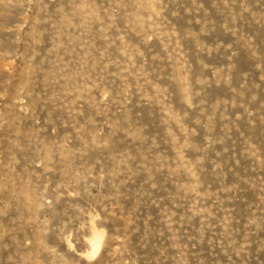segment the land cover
<instances>
[{"label": "rangeland", "instance_id": "obj_1", "mask_svg": "<svg viewBox=\"0 0 264 264\" xmlns=\"http://www.w3.org/2000/svg\"><path fill=\"white\" fill-rule=\"evenodd\" d=\"M118 2L133 0H0V227L14 229L0 258L14 239L20 254L36 250L31 212L13 195L30 181L37 193L44 183L91 193L61 188L56 202L50 190L53 207L39 213L53 229L45 245L72 264L104 241L93 226L87 246L78 233L67 251L56 229L75 231L77 206L106 209L102 226L127 237L137 264H264V230L248 237L249 257L224 254L229 228L239 242L254 210L264 221V171L249 152L264 154V0H160L155 27ZM77 4L99 16L74 15ZM46 158L51 171L37 167Z\"/></svg>", "mask_w": 264, "mask_h": 264}, {"label": "clouds", "instance_id": "obj_2", "mask_svg": "<svg viewBox=\"0 0 264 264\" xmlns=\"http://www.w3.org/2000/svg\"><path fill=\"white\" fill-rule=\"evenodd\" d=\"M131 7V10H129ZM117 9H124L126 16L131 18V21L139 22L141 25H151L153 27L161 25L163 18L159 15L163 12L164 7L161 5L160 0H133V3L129 6L122 2L116 4ZM251 9L248 7L244 8V12L251 13ZM89 12L94 13L93 17L99 16V13L84 4L75 5L73 14H79L81 18L88 14ZM113 19V17H109ZM121 39V37H118ZM169 44L171 43V35L168 36ZM173 51H176L174 48ZM177 59H179L177 57ZM107 67V65H105ZM127 71V69H124ZM249 152L251 154V160L254 161L256 169L264 171V154L257 153L251 147H249ZM14 159V158H13ZM50 159H45L39 161L37 167H44L45 171H51L47 167L50 164ZM10 167V166H9ZM13 170L14 169H10ZM11 179V177H8ZM39 179V177L37 178ZM30 181L23 182V187L16 192L13 191V195L21 198L24 202L26 208L31 212L29 218L25 221L29 226L34 227V241H35V252H28L26 255L20 254V247L18 241L14 242L17 245V251L13 254L7 256V258H0V264H42L40 256L42 253H47L51 257L50 264H72V261L65 258L57 252L55 248H49L45 245L44 237L49 234L52 229L51 221L47 218L41 220L39 218V213L45 208L53 207V200L49 198V191L57 193L55 200L59 202L62 198V193L60 189L63 188L65 192H68L69 187L72 188L70 193L72 199L82 198L84 195H91L88 192V188L85 187L83 192H81L78 185H60L57 184L52 187L49 183H44L42 190L38 193L33 189H30L28 185ZM13 189H15V182H13ZM261 196L264 197V181L261 183ZM9 204H5V208L9 207ZM258 207L264 211V202L259 203ZM75 212L77 213L76 219L79 221L78 227L75 231L69 230L68 224L65 223L56 229L58 231V238L61 243L66 245L67 251L76 252L75 246L72 244V239L78 234L81 235V240L85 246L88 245L87 238L90 235V228L95 226L103 230L104 241L99 250L91 249L93 253L92 258H89V252H79L76 255L79 257L77 264H137L136 260L130 258L129 249L127 246L126 236H110L108 229L102 226V212L106 211L104 208H98L96 206H85V207H75ZM257 213L254 210L252 212V217L247 221L245 239L242 241H236L231 239L230 228L225 232L226 238L229 240L227 248L224 250V254L228 255V249L232 250L233 255L239 260L241 257H249V248L252 242L248 237L255 235L258 231L264 230V221L256 219ZM12 230H6L0 227V240H3L5 236H8ZM79 242V241H78ZM22 247L24 249H31L33 247V240L25 239ZM3 251H8V246L5 245ZM264 252V245L257 248V253ZM231 261V257H229ZM234 264V262H233ZM241 264H248L247 259L241 260Z\"/></svg>", "mask_w": 264, "mask_h": 264}, {"label": "bare ground", "instance_id": "obj_3", "mask_svg": "<svg viewBox=\"0 0 264 264\" xmlns=\"http://www.w3.org/2000/svg\"><path fill=\"white\" fill-rule=\"evenodd\" d=\"M89 243H90V246H91V249H93V244L95 243L96 244V250H98L99 249V240L97 239V238H92L90 241H89Z\"/></svg>", "mask_w": 264, "mask_h": 264}, {"label": "snow or ice", "instance_id": "obj_4", "mask_svg": "<svg viewBox=\"0 0 264 264\" xmlns=\"http://www.w3.org/2000/svg\"><path fill=\"white\" fill-rule=\"evenodd\" d=\"M93 250H94V251L96 250V244H95V243L93 244ZM92 255H93V253H90V254H89V258H92Z\"/></svg>", "mask_w": 264, "mask_h": 264}]
</instances>
